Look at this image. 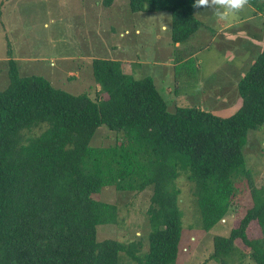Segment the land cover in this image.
<instances>
[{"label":"trees","instance_id":"trees-1","mask_svg":"<svg viewBox=\"0 0 264 264\" xmlns=\"http://www.w3.org/2000/svg\"><path fill=\"white\" fill-rule=\"evenodd\" d=\"M193 3L127 0L132 12L168 11L174 42L200 25ZM249 4L264 15V0ZM260 49L229 116L191 105L169 110L151 76L135 78L116 59H92L96 98L57 88L43 75H21L11 61L10 83L0 87V264H121L124 253L134 264H175L182 231L177 178L194 183L206 230L228 212L237 179L252 183L242 150L248 132L264 126V40ZM102 124L119 133L118 141L91 145ZM106 186L152 190L147 249L143 239L97 241V225L117 221V206L96 197ZM252 221L258 233L250 237ZM236 240L264 264L261 195L228 235L214 238L211 258L227 264Z\"/></svg>","mask_w":264,"mask_h":264},{"label":"rangeland","instance_id":"rangeland-1","mask_svg":"<svg viewBox=\"0 0 264 264\" xmlns=\"http://www.w3.org/2000/svg\"><path fill=\"white\" fill-rule=\"evenodd\" d=\"M195 15L199 27L174 42L168 11L132 12L127 0H114L110 6L104 0H0V87L10 83L15 61L21 75H43L57 88L96 98L100 86L92 74V59L109 58L119 60L123 72L135 78L151 76L171 111L191 105L229 116L239 105L238 82L261 50L264 15L251 4L229 22L216 20L204 8L195 9ZM118 139L119 133L102 124L90 143L107 146ZM242 151L252 183L237 179L228 212L209 230L203 228L194 183L185 175L175 181L182 213L175 264H221L211 258L214 238L228 235L243 211L259 195L264 197V126L248 132ZM151 194L149 188L135 192L103 187L96 197L117 206V221L97 225V241L129 244L143 239L147 249ZM257 233L252 221L248 235ZM121 264L134 262L124 253ZM227 264L255 263L236 240Z\"/></svg>","mask_w":264,"mask_h":264},{"label":"clouds","instance_id":"clouds-1","mask_svg":"<svg viewBox=\"0 0 264 264\" xmlns=\"http://www.w3.org/2000/svg\"><path fill=\"white\" fill-rule=\"evenodd\" d=\"M250 0H194V9L204 8L210 10L218 21L229 22L248 6ZM162 30H167V25H162Z\"/></svg>","mask_w":264,"mask_h":264}]
</instances>
